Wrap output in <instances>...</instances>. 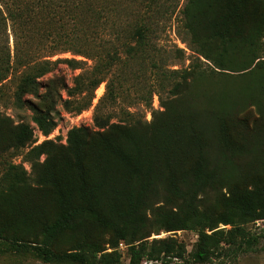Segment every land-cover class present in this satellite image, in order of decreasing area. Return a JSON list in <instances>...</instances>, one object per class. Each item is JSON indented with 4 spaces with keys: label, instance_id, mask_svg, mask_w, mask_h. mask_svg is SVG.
Masks as SVG:
<instances>
[{
    "label": "trees",
    "instance_id": "obj_1",
    "mask_svg": "<svg viewBox=\"0 0 264 264\" xmlns=\"http://www.w3.org/2000/svg\"><path fill=\"white\" fill-rule=\"evenodd\" d=\"M166 12L164 0H0V85L15 82L14 102L44 135L59 104L80 114L106 82L94 127L73 126L66 143H36L35 127L0 113V264H120L121 242L128 264H206L259 246L264 0H188L181 32L193 54L180 68L185 49L158 45ZM61 63L82 71L41 92ZM23 149L30 172L4 161ZM181 230L197 234L190 250L152 237Z\"/></svg>",
    "mask_w": 264,
    "mask_h": 264
},
{
    "label": "rangeland",
    "instance_id": "obj_2",
    "mask_svg": "<svg viewBox=\"0 0 264 264\" xmlns=\"http://www.w3.org/2000/svg\"><path fill=\"white\" fill-rule=\"evenodd\" d=\"M188 0H164V7L167 9L166 16L164 18V25L166 27V30L161 34L160 38H158V45L164 49V48H172L175 46L184 48L186 51V59H184L181 62H174L172 67L173 68H180L183 66H186L190 62V57L193 54V51L189 49L187 43L183 42L182 40V28H181V20H182V9L184 8L186 2ZM12 42V40H11ZM61 57H73V54L70 52L63 53L60 55ZM77 59H83L81 56H76ZM82 70L81 69H71L67 66L65 63H61L57 66V68L48 74L47 76L40 79V88L39 90L42 92L44 90L43 85L46 84L47 80L49 78H52L54 76L63 77L66 79V85L67 87H70L73 85L74 77L79 74ZM106 89V82H102L99 87L96 89L95 94L96 97L93 101V105L87 109L81 112L80 114H74L71 112H68L65 110L61 104L58 105V109L61 112L60 118L58 120L57 127L55 130L49 134L44 135L33 123L32 116H33V110L32 108L25 104L23 107L17 106V104L14 102V90H15V82L14 81H5L3 84L0 85V113L5 114L9 117H11L15 123L19 122H27L30 123L33 127H35V139L36 143H40L45 139H52L57 140L62 143H66L67 133L70 128L73 126H90L94 127L93 122V113L95 105L98 103L99 99L102 97ZM62 96L65 98L67 97L66 89L61 90ZM25 99H30L32 101L36 100L34 95H26ZM109 109L111 106H108ZM152 107L153 108H160V101L157 94H154L153 100H152ZM131 111H138L139 115L145 117V119L150 120L152 118L151 112L148 109L142 108V106H132L130 107ZM120 116L118 115L112 119V121H116L119 119ZM60 137V139H59ZM27 149H23L20 153V155H16L14 157H11V152H8L5 157V160H13L15 163L23 164L24 167L30 172L31 165L28 161L25 160L24 154ZM12 151V150H11ZM44 158V157H42ZM2 160L0 159V170L2 169ZM5 163V162H4ZM253 230L255 231H262V239L257 247L256 250L250 251L247 253L240 254L235 259H230L228 257H225L222 260H214L212 263H206V264H264V220H259L257 223H255L252 226ZM173 232H161L160 234H154L152 237H166L168 235H176L180 240L184 241L190 250L192 248L193 243L197 239V234L193 231H178L176 234H172ZM119 250L121 252V260L120 264H128L129 258L127 255V248L124 246L123 248H120ZM111 248H108V251H111ZM2 263L4 261H1ZM175 264H187L182 261H174ZM172 263V264H174ZM39 264H45L43 262H39ZM142 264H161L159 261H144ZM195 264V263H191ZM200 264V263H196Z\"/></svg>",
    "mask_w": 264,
    "mask_h": 264
},
{
    "label": "built area",
    "instance_id": "obj_3",
    "mask_svg": "<svg viewBox=\"0 0 264 264\" xmlns=\"http://www.w3.org/2000/svg\"><path fill=\"white\" fill-rule=\"evenodd\" d=\"M124 246H126L125 243L124 242H121L120 243V248H123Z\"/></svg>",
    "mask_w": 264,
    "mask_h": 264
}]
</instances>
